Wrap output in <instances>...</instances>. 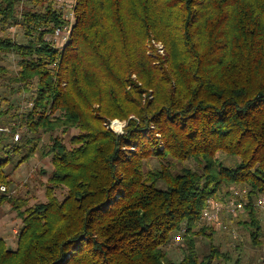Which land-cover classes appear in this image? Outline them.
Segmentation results:
<instances>
[{
    "label": "trees",
    "instance_id": "trees-1",
    "mask_svg": "<svg viewBox=\"0 0 264 264\" xmlns=\"http://www.w3.org/2000/svg\"><path fill=\"white\" fill-rule=\"evenodd\" d=\"M72 13L0 0V61L17 68L0 66V82L29 105L0 103V206L22 224L15 249L0 237V264H240L215 236L236 238L229 221L257 245L264 234V0H76ZM67 26L66 43L49 40ZM45 136L46 201L30 205L6 168L35 158ZM234 190L243 213L223 215V229L200 221Z\"/></svg>",
    "mask_w": 264,
    "mask_h": 264
},
{
    "label": "rangeland",
    "instance_id": "rangeland-1",
    "mask_svg": "<svg viewBox=\"0 0 264 264\" xmlns=\"http://www.w3.org/2000/svg\"><path fill=\"white\" fill-rule=\"evenodd\" d=\"M9 31L12 35H14V37L17 38V41H23V43L25 42L23 33H21L18 29L11 28ZM153 49L156 51L154 47ZM163 55L160 56L162 57ZM13 60H15L13 56H8V58H6L5 60L0 61V66L4 67L5 70L14 71L17 68L15 67ZM7 85L8 84H4V81L0 82V103L2 102L1 98L7 97L11 101V104L13 101H15L14 103L19 104L22 110L27 109L29 105L24 100L23 93L16 94L14 96L10 95V91L6 87ZM120 122H122L121 124L123 125L120 131L117 129L119 128L118 125L113 126V124L111 125V123L107 128H114L115 131L112 129L114 132H116L117 134H122L126 123L124 121ZM2 129L5 131L7 130V128ZM75 133L76 132L74 130L70 131L67 135H63L58 132L56 136L62 137L65 142H68L70 137ZM16 135H18V138H20L19 136L21 135V133H16L14 135V140L18 139H16ZM49 144V136H45L39 154L35 158L31 159L28 163H24L16 167V157L13 159V164L10 163L6 168V170L9 171L11 180L13 181L11 184V194H18L23 198H27L30 205L46 201L45 183L47 182L49 172L51 170V157L46 156L45 158H43L41 153L45 149V147H48ZM42 171H45V173H43ZM58 196L62 198L63 193L59 192ZM262 218L264 217L262 216ZM228 223L230 228L236 232V238H233L230 235V231L228 232L227 230H225V232L217 233V235L215 236L216 243L221 244L224 250L230 251L234 259L240 260V264H261L262 260L264 259V234L261 238L260 244L257 245L252 241L249 233L240 228L238 224L234 222L232 223L231 221H229ZM21 225V221L16 218L15 213L11 211L8 204H3L0 206V237H2L3 240H6L9 246L14 245ZM208 243L209 241L206 240H202L199 243V250L201 254L208 251ZM176 247L179 246H173L172 248H170V250H172L175 258L180 260V256L179 254H177L178 252L176 253L175 250L173 251V249Z\"/></svg>",
    "mask_w": 264,
    "mask_h": 264
},
{
    "label": "built area",
    "instance_id": "built-area-1",
    "mask_svg": "<svg viewBox=\"0 0 264 264\" xmlns=\"http://www.w3.org/2000/svg\"><path fill=\"white\" fill-rule=\"evenodd\" d=\"M75 1L76 0H57L58 4L65 8L68 11L69 17L72 18L73 16V9L75 8ZM70 33V26L64 27V28H57L54 32L53 37H49V40H52L54 44H57L58 46H62L64 43L67 42L68 36ZM153 47L156 49V51L153 49ZM164 46L160 42H156L154 40H151L148 42V54H155L158 56L164 54ZM122 122L118 120H114L111 122V125H118L119 128H117L119 131L122 128ZM114 130V128H112ZM115 131V130H114ZM18 138V135H16V139ZM8 191L7 186L0 184V193H6ZM241 191L234 190L233 191V198L226 202H221L219 200L215 199H209L207 201V207L203 211L200 221H202L207 226H213L216 229H223L225 228V223L223 220V215L228 217H236L240 213H243L247 207V202H244V200L241 199ZM254 206L260 211V213L264 216V196H259L254 200ZM186 228H183L179 232L178 235H175L172 238V244L173 246H179L182 241L183 237L182 234L185 233Z\"/></svg>",
    "mask_w": 264,
    "mask_h": 264
},
{
    "label": "crops",
    "instance_id": "crops-1",
    "mask_svg": "<svg viewBox=\"0 0 264 264\" xmlns=\"http://www.w3.org/2000/svg\"><path fill=\"white\" fill-rule=\"evenodd\" d=\"M17 241V239H16ZM16 241L14 242V245L13 246H10L11 248L15 249L16 248Z\"/></svg>",
    "mask_w": 264,
    "mask_h": 264
}]
</instances>
